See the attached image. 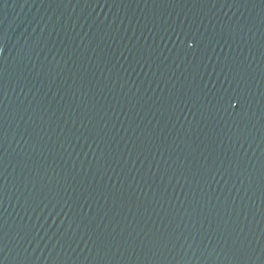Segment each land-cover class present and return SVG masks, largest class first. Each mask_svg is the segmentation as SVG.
<instances>
[{
	"label": "water",
	"instance_id": "95a60500",
	"mask_svg": "<svg viewBox=\"0 0 264 264\" xmlns=\"http://www.w3.org/2000/svg\"><path fill=\"white\" fill-rule=\"evenodd\" d=\"M0 264H264V0H0Z\"/></svg>",
	"mask_w": 264,
	"mask_h": 264
}]
</instances>
